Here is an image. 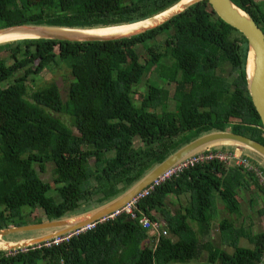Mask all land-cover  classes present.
<instances>
[{
	"label": "trees",
	"instance_id": "16d2710c",
	"mask_svg": "<svg viewBox=\"0 0 264 264\" xmlns=\"http://www.w3.org/2000/svg\"><path fill=\"white\" fill-rule=\"evenodd\" d=\"M178 1L0 0V27H108ZM233 1L264 33V0ZM246 54L242 33L206 0L126 38L0 43V229L31 223L28 213L40 223L100 206L208 132L228 130L264 144L246 87ZM62 62L70 74L65 99L55 82L29 87L47 65ZM170 99L176 112L165 109ZM246 158L250 167L217 158L188 166L139 198L135 218L122 212L56 243L0 250V264H177L203 255L202 264H261L264 231L236 225L242 202L249 207L254 199L252 187L264 213L257 178L264 161ZM48 166L51 181H44L39 173ZM218 202L229 218H218ZM143 217L161 224L157 239Z\"/></svg>",
	"mask_w": 264,
	"mask_h": 264
},
{
	"label": "water",
	"instance_id": "95a60500",
	"mask_svg": "<svg viewBox=\"0 0 264 264\" xmlns=\"http://www.w3.org/2000/svg\"><path fill=\"white\" fill-rule=\"evenodd\" d=\"M202 0H179L171 7L145 19L122 25H138L135 29L125 33H90L97 28L64 27L45 24H18L0 27V43L23 39H52L61 41H107L138 35L156 28L180 14L191 5ZM218 17L231 27L242 33L247 43L245 62V80L253 106L260 118L264 135V33L254 19L233 0H206ZM218 146H233L247 157L255 159L257 155L264 161V144L242 134L232 131H212L205 133L184 144L163 161L154 166L138 181L112 200L82 213L40 223L10 226L0 229V250L15 251L40 245L50 240L61 238L81 229L93 222H97L115 211L121 209L138 193L153 181L160 178L168 170L202 151ZM254 156V157H253ZM48 229L49 232L20 240H11L8 236L34 230ZM6 238V239H5ZM264 264V261L261 263Z\"/></svg>",
	"mask_w": 264,
	"mask_h": 264
},
{
	"label": "rangeland",
	"instance_id": "374dc122",
	"mask_svg": "<svg viewBox=\"0 0 264 264\" xmlns=\"http://www.w3.org/2000/svg\"><path fill=\"white\" fill-rule=\"evenodd\" d=\"M256 1H262V0H256ZM164 36H165V33L161 34L162 38ZM138 51L141 52V48H138ZM46 68H47V70L44 69L39 74L41 77L38 76V79H36L37 81L33 82L29 79L30 80V81H28L29 87L33 89V87L43 85L44 83L55 82L57 84V86L59 87L61 97L63 99H65L66 94H67L68 82H69V78H70L68 68L65 66V64L63 62L59 63L58 66L51 63V64L47 65ZM136 88L139 89V91H143L145 88L144 83L140 82L138 84V86H136ZM135 99H136L135 104L138 107L139 106V99L138 98H135ZM165 109L176 112L177 111V104L174 102L173 99H170V100H168ZM218 147H224V146H218ZM233 151H235L236 154H234L235 156H233L229 162H232L234 164L236 162L237 163H245V162H242V160H243L242 156H246V155L243 152H240L239 150H236L234 148H233ZM254 156H255V159H258V160L261 159L260 157H258L256 155H254ZM39 176L44 181H51V167L48 166L44 173H39ZM249 192H250L251 196L254 197V199H253L252 203L249 205V207H248V204H246L245 202H242L243 214H242V217H239L237 219L236 225L238 226L240 224H243L244 227H247V225H249V227H251L250 229H252V231H254V232L264 231V213L259 212L262 209L263 201H262L261 197L258 196V193L256 192V189L254 187H252ZM247 197H249V196H247ZM169 207L174 209L177 207V205H175L173 207L172 206H169ZM218 207H219V212L217 214L218 218H220V217H228L229 218L230 217L226 212H223L222 204L220 202H218ZM32 218H33V216L28 213L26 216V219L32 223V220H33ZM158 219H159V222H162V217H160L159 215H158ZM47 232H49L48 229L34 230V231L26 232V233L13 234V235H10L8 237L13 241V240H20V239H26V238L38 236V235H41V234H44ZM210 233H211L213 242L217 243L219 241V238H218L219 234H218L217 228L216 229L212 228ZM149 234L151 235L152 232L149 231ZM203 258H204V255L202 256V258H200L198 260L178 261L177 264H202Z\"/></svg>",
	"mask_w": 264,
	"mask_h": 264
},
{
	"label": "built area",
	"instance_id": "2783aa9c",
	"mask_svg": "<svg viewBox=\"0 0 264 264\" xmlns=\"http://www.w3.org/2000/svg\"><path fill=\"white\" fill-rule=\"evenodd\" d=\"M234 154H236L235 151H231V152L219 151V150L213 151L212 149H208V150L202 151L200 153H197L195 155H192V156L188 157L187 159L183 160L182 162H180L179 164H177L176 166H174V168L168 170L160 178L153 181L144 190H142L135 197H133L129 202H127L121 209H119L118 211H115L114 213H112L106 217H103L99 221L105 220L107 218H113L114 216H116L122 212L128 214L132 218H135L136 217L135 205H136V202L138 201V199L141 198L142 196L146 195L151 189H153L154 185L158 184L160 181L169 177L173 173L179 172L188 166H193L194 164H196L198 162H203L205 160H211V159L217 158V159H220V160L225 161L227 163H230L229 161L233 156H235ZM242 158H243L242 162H245V163H237L236 162L235 164H240V165H243L245 167H250L251 166L250 160H248L246 158V156H242ZM257 178H258V181L260 182L261 186L264 189V172L257 170ZM141 220H142L143 226L148 228V230L152 232V235L155 234L156 239H157L160 235L159 227L161 226V224L156 222V221L152 222L146 217H143ZM95 223L96 222H93V223H91V224H89V225H87L81 229H77L76 231H74L71 234L65 235L61 238H57L53 242L56 243L60 240L67 239L69 236H71L73 234H78L79 232H83L85 230L91 229L95 225ZM162 233L165 234V231H162Z\"/></svg>",
	"mask_w": 264,
	"mask_h": 264
},
{
	"label": "bare ground",
	"instance_id": "6f19581e",
	"mask_svg": "<svg viewBox=\"0 0 264 264\" xmlns=\"http://www.w3.org/2000/svg\"><path fill=\"white\" fill-rule=\"evenodd\" d=\"M186 1V0H183ZM138 27V25H122L118 27H106L103 29H96L90 31V33H100V34H109V33H125L131 31Z\"/></svg>",
	"mask_w": 264,
	"mask_h": 264
}]
</instances>
